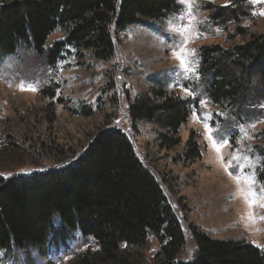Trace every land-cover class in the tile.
I'll return each instance as SVG.
<instances>
[{
	"label": "rangeland",
	"instance_id": "obj_1",
	"mask_svg": "<svg viewBox=\"0 0 264 264\" xmlns=\"http://www.w3.org/2000/svg\"><path fill=\"white\" fill-rule=\"evenodd\" d=\"M175 1L176 13L112 30L114 50L107 61L69 50L52 68L24 49L2 60L0 175L24 178L62 167L74 162L98 134L119 130L160 185L182 230L184 244L176 264L195 257L192 229L214 240H244L264 254V183L258 180L264 161V100L245 105V116L238 118L207 100L198 75L201 47L227 49L250 34H264V0H189L191 6ZM242 1L246 18L222 27L210 21L208 4L225 7ZM9 2L0 0V5ZM63 39L56 32L48 43ZM174 52L185 54L184 66ZM155 83L192 103L187 121L169 136L179 141L172 148L161 141L163 133L155 124H132L128 117L129 106ZM189 137L199 149L197 159L183 158ZM159 247L150 238L144 248L124 251L130 264H152ZM95 251L90 240L68 235L49 243L43 253L16 254L11 264H68Z\"/></svg>",
	"mask_w": 264,
	"mask_h": 264
},
{
	"label": "trees",
	"instance_id": "obj_2",
	"mask_svg": "<svg viewBox=\"0 0 264 264\" xmlns=\"http://www.w3.org/2000/svg\"><path fill=\"white\" fill-rule=\"evenodd\" d=\"M244 7L242 1L225 7L208 4L206 10L210 21L222 27L246 18ZM178 10L175 0H11L0 5V62L22 49L52 68L69 50L107 61L114 50L112 30L157 21ZM56 32L64 34L63 41L49 44ZM198 60L202 93L213 106L241 118L245 105L264 100V34H250L227 49L203 46ZM48 96L53 98L54 92ZM191 106L157 83L129 106L128 117L132 124H155L163 133L161 141L172 148L179 141L169 136L187 121ZM260 151L264 154V148ZM198 157L189 137L183 158ZM261 164L258 180L264 183ZM190 234L196 254L187 264H264L263 252L244 240H214L195 229ZM68 235L90 240L96 248L68 264H130L124 250L144 248L150 238L160 243L152 264H176L184 244L182 230L160 185L119 130L98 134L74 162L62 167L24 178L0 175V262L11 264L18 253H43L49 243Z\"/></svg>",
	"mask_w": 264,
	"mask_h": 264
},
{
	"label": "snow or ice",
	"instance_id": "obj_3",
	"mask_svg": "<svg viewBox=\"0 0 264 264\" xmlns=\"http://www.w3.org/2000/svg\"><path fill=\"white\" fill-rule=\"evenodd\" d=\"M180 2L181 3H184V4L188 5V6H191L189 0H180ZM262 14H264V13H262ZM174 55L180 61L181 66H184L187 63V61L185 59V54L184 53H182V52L181 53L174 52Z\"/></svg>",
	"mask_w": 264,
	"mask_h": 264
}]
</instances>
